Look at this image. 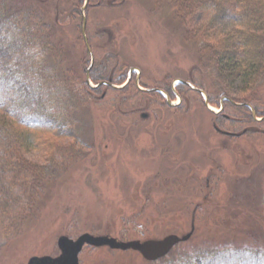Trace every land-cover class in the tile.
Segmentation results:
<instances>
[{"label":"rangeland","instance_id":"rangeland-1","mask_svg":"<svg viewBox=\"0 0 264 264\" xmlns=\"http://www.w3.org/2000/svg\"><path fill=\"white\" fill-rule=\"evenodd\" d=\"M6 3L39 15L51 27L50 43L59 47L27 50L28 87L39 83L41 63L49 70L46 88L61 81L59 72L77 84L86 81L91 55L81 32L83 13L94 58L89 78L101 84L76 98L68 83L59 94L72 104L62 108L58 98L53 112L68 122L73 137L46 133L38 140L42 144L24 152L31 162L53 166V159L65 168L46 184L20 233L9 240L0 234V264L56 256L59 236L75 239L82 233L144 241L192 230L188 240L154 261L132 250L86 246L80 264H154L204 249L264 252V121L252 120L250 112L251 107L257 118L264 115V65L249 83L238 75L228 79L226 64L223 70L213 63L209 49L224 44L228 34L210 31L208 3L189 16L173 0H88L84 10V0ZM130 70L128 87L109 85L119 86ZM178 80L204 90L213 111L188 85L173 88ZM139 86L181 103L169 107L164 95ZM225 98L248 106L226 101L215 113ZM215 127L240 135H222Z\"/></svg>","mask_w":264,"mask_h":264},{"label":"trees","instance_id":"trees-1","mask_svg":"<svg viewBox=\"0 0 264 264\" xmlns=\"http://www.w3.org/2000/svg\"><path fill=\"white\" fill-rule=\"evenodd\" d=\"M6 1L0 0V234L9 240L20 233L25 221L32 216L38 200L44 196L46 184L56 180L59 170L65 168L53 159H50L53 166L31 162L24 152L36 143L42 144L38 140L46 133L52 132L53 138L57 139L73 137L74 132L69 130L68 122H65L67 125L61 123L53 112L56 106L59 107L58 98L62 108L72 104L68 96H61L59 92L68 89L67 84L70 83L73 97L77 98L93 88L86 81L77 84L75 79L66 75L67 72H59L62 78L60 82L53 81L55 87H44L50 76L41 61L37 69L41 75L39 83L28 87L25 79L28 70L25 71L24 65L27 50L37 49L41 53L40 48H43L56 52L59 47L50 43L51 27L39 15L32 12L28 16V13L15 11ZM173 1L184 11V16L187 13L191 15L204 3L213 8L208 21L210 31H225L228 40L224 44L216 42L214 46L210 45L209 55L221 69L224 70L222 64H226L224 71L229 69L228 79L238 75L252 83L260 75L259 70L264 65V0H224L230 3V7L237 5L238 12L232 7L226 8V2L223 4L222 0ZM227 16L229 20L225 23L223 20ZM228 25L232 27L226 29ZM252 29H257V33ZM225 44L228 50L221 46ZM232 45L235 50H230ZM90 80L98 83L92 74ZM49 158L50 155L47 156ZM154 264H264V252L248 249L192 250L174 260L164 258Z\"/></svg>","mask_w":264,"mask_h":264},{"label":"water","instance_id":"water-1","mask_svg":"<svg viewBox=\"0 0 264 264\" xmlns=\"http://www.w3.org/2000/svg\"><path fill=\"white\" fill-rule=\"evenodd\" d=\"M87 4H88V0H84L83 10L86 8ZM85 30H86V16L83 13L82 14L81 32H82L87 50L91 55V62H90L88 69L86 70V82L89 83L90 82L89 81V71L93 65L94 58H93L89 43L87 41V36H86ZM130 76H131V70H130L129 76L127 78V82L124 85H122V86L111 85V87H113L115 89H120V88L124 87L129 82ZM136 82H138V78H137ZM182 83L188 85L193 90H196L200 93L205 94L202 90L195 88L191 84H188L185 82H182ZM100 84L101 83H98V84L91 86V87L97 88V87H99ZM153 90L151 89V90H147V91H153ZM204 97H205L204 105L210 111H213V109L209 106L207 97L205 95H204ZM229 101L234 103L231 100H229ZM167 103L170 106H173L171 103V100L168 97H167ZM239 105H241V104H239ZM244 105H246V104H244ZM246 106H248V105H246ZM222 109H223V103L221 100L220 101V109L218 112H215V113H219ZM250 110H251L253 119L258 120L255 116V111L251 107H250ZM261 119H264V116H262L259 120H261ZM221 133L225 134V132H222V131H221ZM191 233H192V230L190 232H188L187 234H184L182 236L171 234V235L164 237L163 239H158V240L157 239H147L144 241L131 240V241H125V242L117 240L116 238L111 237L109 235H93L90 233H83V234L79 235L75 240L67 237L66 235H61L57 239V247L60 251V253L57 257H49V256L36 257V256H34L28 260L27 264H79L78 263V254L83 249V247L85 245H89L92 247L107 246L110 249H116V250H134V251L139 252L144 259H146L148 261H154V260H157V259L165 256L176 244L188 240L189 237L191 236Z\"/></svg>","mask_w":264,"mask_h":264},{"label":"flooded vegetation","instance_id":"flooded-vegetation-1","mask_svg":"<svg viewBox=\"0 0 264 264\" xmlns=\"http://www.w3.org/2000/svg\"><path fill=\"white\" fill-rule=\"evenodd\" d=\"M130 83H131V82H129V84H130ZM129 84H128V85H129ZM152 89H154V88H152ZM150 92H154V91H150ZM173 93H176V92H173ZM230 100H231V99H230ZM231 101L234 102V100H231ZM229 102H230V101H229ZM180 103H181V101H180ZM222 103L225 104V101L223 100ZM230 103H231L232 105H234V106H239V104H241V105L246 104V103H244V102H243V103H236V102H234L235 104L232 103V102H230ZM246 105H247V104H246ZM222 110H224V107H223ZM222 110H221V111H222ZM250 112H251V111H250ZM223 116H224V115H223ZM263 116H264V115H263ZM224 117H226V116H224ZM226 118H227V117H226ZM251 118H252V120H253L252 113H251ZM254 120H255V119H254ZM262 121H264V119H261V122H262ZM221 130H222V129H221ZM223 131H224V130H223ZM244 131H245V130H244ZM244 131H243V132H244ZM226 132H228V131H226ZM228 134H231L230 136H239V135H240L239 133H234V132H228Z\"/></svg>","mask_w":264,"mask_h":264},{"label":"bare ground","instance_id":"bare-ground-1","mask_svg":"<svg viewBox=\"0 0 264 264\" xmlns=\"http://www.w3.org/2000/svg\"><path fill=\"white\" fill-rule=\"evenodd\" d=\"M126 81H127V79H125V81L123 82V83H121L119 86H122V85H124L125 83H126ZM92 84V83H91ZM176 85H179L178 84V81H176V83H175V85L174 86H176ZM191 88V87H190ZM195 88H197V89H199V90H202V89H200L199 87H197V86H195ZM203 92H204V90H202ZM200 93V92H199ZM200 95L202 96V97H204V94L203 93H200ZM170 98V97H169ZM230 100V98H225L224 99V101L226 102V101H229ZM174 104L176 103V102H173ZM86 247V246H85ZM88 247V246H87ZM173 249V248H172ZM171 249V250H172ZM170 250V251H171ZM170 251L167 253V254H169L170 253ZM81 253H82V250L79 252V254H78V263L80 264V256H81ZM166 254V255H167Z\"/></svg>","mask_w":264,"mask_h":264}]
</instances>
